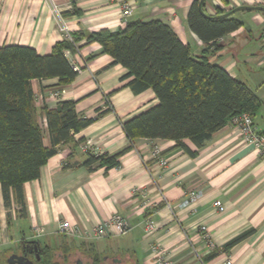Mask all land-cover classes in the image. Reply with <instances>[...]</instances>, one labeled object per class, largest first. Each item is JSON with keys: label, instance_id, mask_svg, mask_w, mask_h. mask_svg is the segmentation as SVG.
<instances>
[{"label": "crops", "instance_id": "obj_1", "mask_svg": "<svg viewBox=\"0 0 264 264\" xmlns=\"http://www.w3.org/2000/svg\"><path fill=\"white\" fill-rule=\"evenodd\" d=\"M123 1L133 6L130 21H162L194 56L201 55L205 45L188 25L195 0H0V47L26 46L46 56L64 40L62 27L71 35L117 32L124 28ZM204 3L210 16L242 6L264 7V0ZM233 15L243 27L219 40L221 50L209 54V59L260 98L262 106L253 120L264 135V13ZM81 45L79 51L66 53L79 71L72 83L58 91L59 96H54L58 79L34 80L32 85L39 109L75 101L78 114L94 121L60 146L37 180L24 184L25 215L14 201L6 207L0 185V254L22 256L24 243L36 241L41 247L67 244L73 250L66 255L68 264H93L92 251L103 264H160L154 253L158 247L176 264H226L228 257L234 264H264V158L244 141L233 122L200 150L186 140L198 152L194 157L174 141L138 139L116 168L106 171L84 166L88 157L84 147L89 142L93 149L110 155L130 147L123 122L158 100L152 90L135 94L127 87L122 81L127 70L112 65L113 58L102 54L98 42L86 45L83 40ZM40 120L47 132L45 118ZM44 144L51 146L47 133ZM155 153L167 161L165 167ZM193 191H201L203 196L197 203L181 207ZM216 201L222 202L224 212L215 207ZM115 215L128 221V233L94 240V228ZM63 221L80 226L89 238L63 234ZM148 223L152 224L150 230ZM251 230L246 239L223 250L228 242ZM55 259L63 263L64 253L56 251Z\"/></svg>", "mask_w": 264, "mask_h": 264}, {"label": "trees", "instance_id": "obj_2", "mask_svg": "<svg viewBox=\"0 0 264 264\" xmlns=\"http://www.w3.org/2000/svg\"><path fill=\"white\" fill-rule=\"evenodd\" d=\"M199 4V0L192 4L188 25L205 45L200 56H194L173 28L159 20L129 21L117 32L72 34V40L58 42L46 56L26 46L0 47V185L7 208L14 201L25 215L24 184L37 180L42 167L60 146L94 121L78 114L75 101L60 102L55 109H39L32 85L34 80L58 79V92L72 83L78 72L66 52L79 51L83 40L86 45L98 42L102 54L113 58L112 65L127 70L122 81L135 94L152 90L158 100L155 106L123 122L130 147L113 155L87 153L84 166L91 170L118 167L122 156L133 149L138 139L174 141L194 157L198 152L192 151L186 140L200 150L234 118L257 114L262 106L260 98L247 84L209 59V54L221 50L219 40L243 27L242 21L233 14L223 19L206 17ZM202 9L206 12L205 3ZM41 117L45 118L47 132ZM46 133L50 147L44 144ZM252 233L253 230L234 238L223 250L229 251ZM36 247L40 260L36 258ZM56 251L64 253L63 263L56 261ZM72 251L67 244L41 247L32 241L24 243L21 254L34 264H68L66 255ZM91 258L93 264H103L95 251ZM8 259L7 253L0 254V264H9Z\"/></svg>", "mask_w": 264, "mask_h": 264}, {"label": "built area", "instance_id": "obj_3", "mask_svg": "<svg viewBox=\"0 0 264 264\" xmlns=\"http://www.w3.org/2000/svg\"><path fill=\"white\" fill-rule=\"evenodd\" d=\"M120 15L122 18V24L126 26L130 18L133 15V6L129 1H123L120 6ZM62 32L64 34V39L72 40V35L69 32L67 27H62ZM70 54L69 51L66 52ZM75 71H79L78 67H74ZM59 92L54 94L55 97L59 96ZM236 128L239 130L241 136L243 137L246 143L252 144L255 146L256 150L259 152L262 158H264V135L260 133L254 125L253 117L249 114H242L232 120ZM92 143L89 142L85 145V152H93L94 154H102L101 151L93 149ZM158 153H155V156L158 157ZM159 158V157H158ZM159 164L162 167L167 165V161L164 158H159ZM203 196L201 191H193L190 193L188 199H186L181 207H189L195 203ZM215 207L219 212H224L225 207L221 201H216L214 203ZM152 228V224L148 223V229ZM130 230V224L128 221L120 215H115L110 220L99 223L93 231L92 238L94 240H102L108 237L113 236H123L128 233ZM203 230H206V227H203ZM61 232L70 237H79V238H89L87 232L83 231L82 228L78 225H72L68 221H63L61 223ZM156 253L157 261L160 264H176L170 258L165 257V253L158 248L154 249ZM226 264H234L230 257L227 258Z\"/></svg>", "mask_w": 264, "mask_h": 264}, {"label": "water", "instance_id": "obj_4", "mask_svg": "<svg viewBox=\"0 0 264 264\" xmlns=\"http://www.w3.org/2000/svg\"><path fill=\"white\" fill-rule=\"evenodd\" d=\"M206 0H200V10L201 13L206 16V17H210V15H207L206 12L203 11L202 6L204 4ZM240 11H259V12H263L264 13V7H250V6H242V7H237L236 9H234L233 11L227 13V14H223V15H218L215 16V18L217 19H223V18H227L229 16H231L232 14L236 13V12H240ZM35 253H36V258L37 260H40V255L38 254V248H35ZM8 263L9 264H34V262L30 259H28L26 256H20V255H13L8 259Z\"/></svg>", "mask_w": 264, "mask_h": 264}]
</instances>
